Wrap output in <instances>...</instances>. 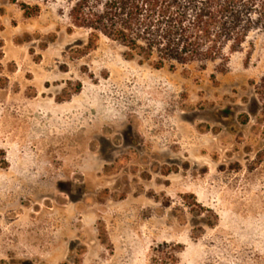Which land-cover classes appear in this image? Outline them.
<instances>
[{
    "label": "rangeland",
    "instance_id": "1",
    "mask_svg": "<svg viewBox=\"0 0 264 264\" xmlns=\"http://www.w3.org/2000/svg\"><path fill=\"white\" fill-rule=\"evenodd\" d=\"M77 1L0 0V264H264V32L155 69Z\"/></svg>",
    "mask_w": 264,
    "mask_h": 264
},
{
    "label": "trees",
    "instance_id": "2",
    "mask_svg": "<svg viewBox=\"0 0 264 264\" xmlns=\"http://www.w3.org/2000/svg\"><path fill=\"white\" fill-rule=\"evenodd\" d=\"M69 17L74 26L119 43L155 69L194 63L204 69L220 61L224 73L250 34L264 32V0H78ZM252 52V46L245 51V66ZM255 89L264 118V76ZM247 121L245 115L242 123Z\"/></svg>",
    "mask_w": 264,
    "mask_h": 264
}]
</instances>
